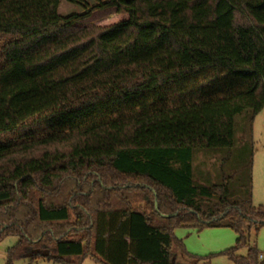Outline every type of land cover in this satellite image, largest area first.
Here are the masks:
<instances>
[{"label": "trees", "instance_id": "trees-1", "mask_svg": "<svg viewBox=\"0 0 264 264\" xmlns=\"http://www.w3.org/2000/svg\"><path fill=\"white\" fill-rule=\"evenodd\" d=\"M66 1L83 11L0 0L6 264H210L179 228L231 229L219 255L264 264L251 181L238 197L232 177L197 186L193 166L196 151L234 147L237 116L264 110V0ZM105 11L120 20L87 24Z\"/></svg>", "mask_w": 264, "mask_h": 264}, {"label": "rangeland", "instance_id": "rangeland-1", "mask_svg": "<svg viewBox=\"0 0 264 264\" xmlns=\"http://www.w3.org/2000/svg\"><path fill=\"white\" fill-rule=\"evenodd\" d=\"M93 5L95 1L84 0ZM104 1V0H102ZM80 5H73L60 0L58 13L66 18L82 12ZM120 20L114 11L95 13L87 21L88 25H110ZM251 111H245L235 119L234 147L228 149H212L195 152L194 176L197 186H213L222 183L225 177H232L231 188L236 196H245L251 181V197L255 207L264 206V110L251 121ZM248 194V193H247ZM247 196V195H246ZM213 201H216L214 198ZM175 237L183 242L188 253L197 257L213 256L210 264H233L227 256L220 253L233 248L238 239L237 234L227 228H207L202 231L179 228ZM251 245L257 246L264 256V227L259 232L251 233ZM17 242L15 237H7L0 241V264H6L7 251ZM246 256L247 249L238 252ZM14 264H54L45 259L31 261L20 259ZM82 264H99L86 258Z\"/></svg>", "mask_w": 264, "mask_h": 264}, {"label": "water", "instance_id": "water-1", "mask_svg": "<svg viewBox=\"0 0 264 264\" xmlns=\"http://www.w3.org/2000/svg\"><path fill=\"white\" fill-rule=\"evenodd\" d=\"M156 209H157V206H156ZM173 216H174V215H167V216H166V215H163L164 218H171V217H173Z\"/></svg>", "mask_w": 264, "mask_h": 264}]
</instances>
